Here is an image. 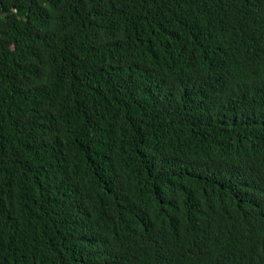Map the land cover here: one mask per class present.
I'll return each mask as SVG.
<instances>
[{"label":"trees","instance_id":"trees-1","mask_svg":"<svg viewBox=\"0 0 264 264\" xmlns=\"http://www.w3.org/2000/svg\"><path fill=\"white\" fill-rule=\"evenodd\" d=\"M0 264H264V0H0Z\"/></svg>","mask_w":264,"mask_h":264}]
</instances>
